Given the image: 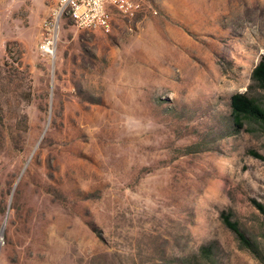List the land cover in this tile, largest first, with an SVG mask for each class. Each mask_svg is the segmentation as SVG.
Segmentation results:
<instances>
[{
  "label": "rangeland",
  "instance_id": "1",
  "mask_svg": "<svg viewBox=\"0 0 264 264\" xmlns=\"http://www.w3.org/2000/svg\"><path fill=\"white\" fill-rule=\"evenodd\" d=\"M56 1L0 0V264H264V0L67 19L50 59Z\"/></svg>",
  "mask_w": 264,
  "mask_h": 264
},
{
  "label": "built area",
  "instance_id": "2",
  "mask_svg": "<svg viewBox=\"0 0 264 264\" xmlns=\"http://www.w3.org/2000/svg\"><path fill=\"white\" fill-rule=\"evenodd\" d=\"M143 0H57L42 21L39 52L53 58L59 28L64 20H71L77 28L88 30L111 29L113 11L124 18H133L142 9Z\"/></svg>",
  "mask_w": 264,
  "mask_h": 264
},
{
  "label": "trees",
  "instance_id": "3",
  "mask_svg": "<svg viewBox=\"0 0 264 264\" xmlns=\"http://www.w3.org/2000/svg\"><path fill=\"white\" fill-rule=\"evenodd\" d=\"M250 80L255 88L264 91V56L251 71ZM231 107L233 119L238 125H242L244 121H250L258 124L264 130V107L258 104L256 100L245 95H235L231 99ZM226 223L230 229L239 235L234 224Z\"/></svg>",
  "mask_w": 264,
  "mask_h": 264
}]
</instances>
